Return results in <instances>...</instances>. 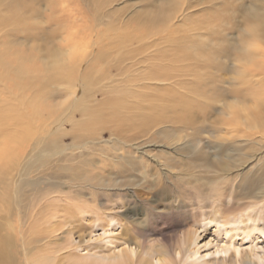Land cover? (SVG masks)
I'll list each match as a JSON object with an SVG mask.
<instances>
[{
    "label": "bare ground",
    "instance_id": "1",
    "mask_svg": "<svg viewBox=\"0 0 264 264\" xmlns=\"http://www.w3.org/2000/svg\"><path fill=\"white\" fill-rule=\"evenodd\" d=\"M66 1L0 0V264H51L52 255L42 252L53 240L44 226L51 222L53 215L49 216L46 211L52 207L62 211L75 207L69 204L72 197H66L60 187L68 184L93 188L95 185L100 191L113 190L114 197L108 199L113 206L119 201L126 203L129 197H119L120 188L147 177L143 165H136V155L139 159L147 157L156 162L143 150L146 144L153 149L166 150L157 155L166 156L164 166L168 168L173 166L168 161L171 153L183 147L195 149L202 145L201 140L195 138L196 133L201 135L198 131L201 127L194 126L199 109L224 117L223 131L209 132L213 141H217L207 143L206 146H214L212 150L225 146L226 142L232 148L238 144L237 147L255 152L264 150V50L259 48L264 45V27L254 31L236 28L241 34L238 33V42L231 47L238 60L231 65L236 72L231 86L240 83L245 90L229 91L215 85L220 82L216 76L211 75L213 81L209 82L201 79V72L193 70L198 67L197 63L186 66L172 54L183 45L177 46L176 37L191 36L200 30L187 25L196 17V7L204 4L202 0H189L184 4L181 0H137L139 6L131 12L124 26L117 20L121 19V12L109 9L113 0H69L72 10H68ZM229 1L217 6L211 2L209 7L214 13L218 12L215 11L218 6L233 13L241 10L242 4L230 6ZM261 1L264 6V0ZM145 4L148 10L142 6ZM245 13V21H252L264 17V7L254 5ZM49 15L58 16L56 28L49 24L51 18L45 21ZM84 22L90 24L82 25ZM63 31H66L65 38L61 37ZM41 38L47 42L44 48H37L33 42ZM82 44H86V49L79 54L77 51ZM184 48L193 50L192 44H185ZM246 65L250 68L245 69ZM180 67L185 70H179ZM94 83L98 86L96 89L91 88ZM33 85H39L38 92ZM245 102L251 106L243 104ZM95 112L97 127L83 132L82 127L88 125L89 117ZM66 125L70 127L65 129ZM163 127L182 128L172 130L173 144L167 146L168 149L158 144L167 139ZM193 128L196 133L186 132ZM105 134L114 145L110 153L100 152L104 158L99 163L101 168L98 162H93V156L99 152L95 147H100ZM63 138L72 140V145H63ZM121 151L123 154L119 153ZM258 155H246V160L261 162L260 171L264 172V158L258 160ZM213 157L216 163L205 158L202 165L207 171H221L223 179L232 177L240 167L227 156L225 161L217 155ZM86 166L109 167V181L99 174L93 175L90 181L98 176L101 179L87 183L79 169ZM160 166L158 172L153 173L154 178L162 173ZM40 179L48 183L46 191L38 196L42 189L34 194L31 190L42 181ZM257 191L264 197V187ZM51 195L54 197H49ZM254 205L257 203H251V207ZM165 207L171 211L174 206ZM249 220L248 217L240 219L245 226L240 232L247 235L257 231L255 239L264 241V226L253 225V229L245 233ZM59 224L62 223L56 222L57 226ZM142 224L138 222L130 230L135 231ZM222 225L228 223L224 220ZM38 226H44L43 231L33 236ZM53 231H57L56 227ZM235 231L225 226L222 234L229 239L228 246L215 251L214 255H221L218 260L207 261L205 255L198 256L201 264H254L255 260L256 264H264V248L255 247L242 256L239 247L232 243ZM67 235L71 238L72 231ZM199 238L197 229L183 234L176 254L184 252L188 260L195 258L199 254ZM126 243L125 248L114 249L110 255L96 254V264L165 262L150 247L144 253L140 247L136 249Z\"/></svg>",
    "mask_w": 264,
    "mask_h": 264
},
{
    "label": "rangeland",
    "instance_id": "2",
    "mask_svg": "<svg viewBox=\"0 0 264 264\" xmlns=\"http://www.w3.org/2000/svg\"><path fill=\"white\" fill-rule=\"evenodd\" d=\"M186 1L189 0H181L183 4ZM202 1L204 4L196 7L195 9V12H197L196 17L190 20L187 25V27L192 26L194 28H199L200 30L197 32L198 35L193 34L196 37H193V35H179V38L176 37L175 43L177 46L181 44L183 45L181 48L172 52V54L179 59H182L186 66H192V64L197 63L198 67L193 70L198 71V73L201 72V79H205V81L209 82L213 81L211 79V75L216 76L220 78V82L215 83V85L229 91L240 90L243 88L241 85L239 86L240 83L236 84L235 87L231 86V83H233L232 81L236 78V72L232 70L233 67L231 65L237 60L234 52L231 51V47L238 42L236 37L240 32H238L236 28H244V24L246 22L245 18L247 17L245 12H248L254 7V5L262 9L264 7L262 5V1ZM228 1L230 6L236 7V5L240 3L243 5V8H241V5L239 6L241 10L233 13L231 10H224L218 6L222 10L217 7V10L215 11L218 12L214 13V11L209 7L211 2L216 3L217 6L219 4L223 5L224 3L228 4ZM66 2L67 3L65 4H68V10H72L73 6L70 1L68 0ZM137 6H139L137 0H113L109 9L119 10V12H121L122 15L119 14L121 19L118 17V19H116L119 20V25L122 22L123 24H121L124 26L125 21H127V18L130 17L129 15ZM142 6L148 10L147 4ZM166 8L167 6L164 7V9ZM69 14H71V12ZM87 14L89 15V13H86V15ZM49 18L52 19V22H49V24L56 28L55 25L59 24L58 16L54 15L52 17L49 15L45 21ZM49 24L46 27H48ZM87 24L90 23L84 22L82 25ZM43 26L44 25H42V27ZM62 29L64 30V27H62ZM65 33L66 31H63L61 37L65 38ZM45 41L47 42V40ZM45 41L44 39H38V41L33 43L37 48L39 46L44 48ZM185 44H192L194 51L192 49L189 50L188 48H184ZM82 45L83 46H81L80 50L77 51L79 54L81 53L80 51L86 49V44ZM241 62H243V60ZM235 65L238 66L239 64ZM246 68L249 69L250 67L246 65L245 69ZM179 70H185V67H180ZM113 74H117V72ZM202 81L203 80H201V82ZM38 86L39 85H33L35 92L39 91L36 90ZM42 87L44 89L46 88L45 85ZM97 87L98 86L94 83L91 88L96 89ZM43 88L40 87V90H43ZM242 90H245V88ZM247 103L249 102H245L243 104ZM248 105L251 106L250 103ZM235 108L236 106L233 107V109ZM237 109H239L238 106ZM78 116L79 114H77V117ZM96 116L97 113L95 112V114L89 117L90 120L88 125L86 127H82L83 132H87L88 130L97 127L98 124L95 120ZM195 117L197 121L194 126L201 127V129L198 130L201 132V135H198L196 131H193L194 128L187 130L186 132H195V138L201 140L200 143H202V145H199L198 148L195 149H192L191 146L190 148L183 147L180 148L181 150L177 151V153L170 152L171 155L168 161L169 164H173V166L168 168L164 166L167 160L166 156L162 154L157 155L160 152H165L166 150L159 147L153 149L154 147H147L149 144H146V147L143 150H147L145 153L149 157H152V160L154 158L156 162L150 161V158L147 157H144L145 159H139V156L136 155V157H138L136 165H143L144 170L147 172V177L143 179L140 178L139 181L135 179L134 182L137 184L132 182V184H129L127 187L120 188L119 197H129L128 200L125 201L126 203L119 201L117 204L118 206H113L108 200L109 197H114L112 193L113 190L107 191L103 189L100 191L98 186L95 188V185L93 188H90L88 185L83 186L84 188H79L77 186L70 187L68 184L60 187L61 192L67 195L66 197H72V201L69 204H73L75 207L66 211L57 210L56 208L55 211L54 207H52L46 211L47 214L50 213L49 216L53 215L59 217L51 218L53 216H50V221L55 223L51 224V222H49V224L44 225L46 226L45 228H48L47 230H49V237L53 235L51 237V240H53L50 246L42 249V252L45 254L52 255V260H50L51 264H96V254L110 255L114 249L117 250L125 248V241H129L130 243L127 242L126 244H129L132 247L134 246L136 249L140 247L144 253L150 247L151 250L155 252L156 256L158 253L165 261L162 264H201L202 260L199 259L200 256L205 255V260L207 261H212L214 259L218 260L221 255H214L215 251L228 246L229 239L222 234L225 226L236 230L232 243L235 247H239L242 252V256L255 247L264 248V241H262V238L259 239L261 241L255 239V237L258 236L256 234L257 231L249 234L247 233V235L240 232L241 229H245V226L240 223L241 218L245 219L248 217V219H250L249 222H247V229L245 233L250 232L251 229H253V225H256L257 227L264 226V197L257 191L260 187H264V174H262L264 172L260 171L262 163L258 162L257 164L256 161L253 162L251 160L249 161L250 163H248L246 160V155L253 154H259L257 158L258 160H261L264 158V150L261 152H255L254 149L251 150L250 148H242L243 146L237 147L238 144L232 148V146L226 144L227 142L225 143L224 140L222 143H225L223 144L225 146H222L219 149L215 148L216 151L213 149L215 151L214 152L212 150V148H214L212 144H210V146H206L208 145L207 143H217V141H213L209 132L217 130L223 131L225 128L222 126L224 117L220 115L217 116L216 114L212 115V111L210 114L204 113L201 109L197 110ZM67 126L69 125H66L65 129H68ZM177 128L182 130L181 127L162 128V131L166 135L164 138L167 139L164 140L165 143H158L160 147L163 145H166L167 149L171 147V144L173 143H171L170 136L173 134L172 130ZM109 139L108 135H103L101 139L102 143L99 141L100 143L98 146L100 147H95V150H99V152L93 156V162H98V167H101L99 163L104 160V158L102 159L100 152L107 151L110 153L112 151V146L114 144H111ZM62 143L63 145H72L73 141L68 138H63ZM182 143L184 144L185 142ZM96 144H98V142ZM119 153L123 154V151ZM204 153H207V156H205ZM214 155H217L219 159H222V161H225V156H227L229 161H234V165L236 167L240 166L237 168L238 171L234 172L232 177L229 176L225 179L221 177V171H207L202 165L204 163V159L207 158L212 163H216V159L213 157ZM156 163L161 165L160 170L163 169V171L159 174V177L156 176L154 178L153 173L158 172L159 170V165L157 167ZM97 166L79 168L82 170L81 174L86 177L87 183H93L96 180L101 179L98 176L95 180L90 181L93 175L97 176L99 174L102 178L104 177L103 179L107 182L109 181L110 173L108 174V171H110V168L106 167L98 169ZM181 174H189L193 177L182 176ZM172 175H175V178ZM40 180L42 181H35H38L39 184L35 185L31 190L34 194L39 189H42L41 193L36 194L38 196L42 195L44 190L46 191V184L48 183L46 181L43 182V179ZM30 194H32V192ZM49 197L54 196L51 195ZM93 197L98 198L94 200ZM251 203H257V205L251 207ZM83 204H85L84 208L81 209ZM77 206L79 207L76 208ZM165 206L174 207L173 210L169 211ZM201 206L204 208L200 209ZM154 211H158V213ZM210 220H213V222L209 223ZM224 220L228 223V225H222ZM253 221L255 224H252ZM56 222L62 224L57 226ZM70 222H72V225H68ZM138 222L143 223L139 229L137 228L135 231L130 230L132 226L136 223L138 224ZM44 226L36 227L33 232V236H38V233L43 231L42 227ZM53 227H56L57 231L54 232ZM193 229H197V232L200 234L197 245L199 254L195 258L188 260L187 254L181 252L177 255L176 251L181 236L189 233ZM67 230L72 231L71 238L67 235V233L70 232H67ZM254 235L256 236L254 237ZM126 238H128V240H126ZM72 239L74 241H71ZM115 245H117L118 248H116ZM256 263L257 262L255 260L254 264Z\"/></svg>",
    "mask_w": 264,
    "mask_h": 264
},
{
    "label": "clouds",
    "instance_id": "3",
    "mask_svg": "<svg viewBox=\"0 0 264 264\" xmlns=\"http://www.w3.org/2000/svg\"><path fill=\"white\" fill-rule=\"evenodd\" d=\"M264 27V17L252 20V21H246L244 24V31H254L257 29H260ZM260 50H264V45H259Z\"/></svg>",
    "mask_w": 264,
    "mask_h": 264
}]
</instances>
